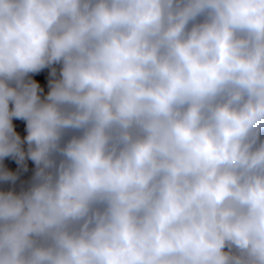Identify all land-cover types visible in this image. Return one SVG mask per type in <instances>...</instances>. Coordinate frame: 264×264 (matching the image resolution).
<instances>
[{
  "label": "clouds",
  "instance_id": "obj_1",
  "mask_svg": "<svg viewBox=\"0 0 264 264\" xmlns=\"http://www.w3.org/2000/svg\"><path fill=\"white\" fill-rule=\"evenodd\" d=\"M0 264H264V0H0Z\"/></svg>",
  "mask_w": 264,
  "mask_h": 264
}]
</instances>
